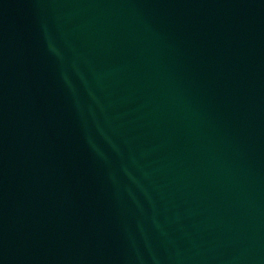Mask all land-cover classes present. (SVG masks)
Listing matches in <instances>:
<instances>
[{
  "label": "water",
  "instance_id": "1",
  "mask_svg": "<svg viewBox=\"0 0 264 264\" xmlns=\"http://www.w3.org/2000/svg\"><path fill=\"white\" fill-rule=\"evenodd\" d=\"M115 264H264V0H1Z\"/></svg>",
  "mask_w": 264,
  "mask_h": 264
}]
</instances>
